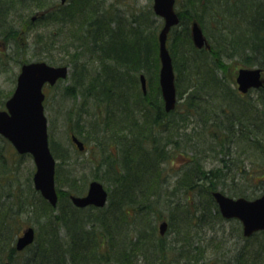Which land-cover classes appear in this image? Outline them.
Masks as SVG:
<instances>
[{"label":"trees","instance_id":"obj_1","mask_svg":"<svg viewBox=\"0 0 264 264\" xmlns=\"http://www.w3.org/2000/svg\"><path fill=\"white\" fill-rule=\"evenodd\" d=\"M80 5L83 7L84 4ZM58 9L62 11V6ZM176 10L180 22L171 28L167 47L169 46L176 73L175 84L180 99L178 103L187 104L182 114H177L176 108L166 112L162 98L160 101L153 98L149 89L143 93L140 80L137 78L139 72L144 74L149 72L153 67H150V64L155 63L157 69L160 65L156 35H152L151 41L148 39L151 33H148V36L143 35L139 28L132 25V28L128 29L129 35L126 34L123 39L120 38L121 40L112 41L109 33H101L103 29L101 23L105 20L102 12L94 16L96 19L92 21L90 27H85L86 31L82 32L81 39L84 43L89 42L90 52L102 60L101 70L90 79L85 92L97 100L95 118L98 121L100 118L102 122L106 119L111 120L108 127L101 125V129H97V137L106 140L105 133L110 132L112 138H118L124 144L121 150L116 143L111 145L117 146L120 156L124 151L125 155L122 154L121 161L117 164L112 153H108L107 159L110 160L108 171L114 183V190L109 191L108 198L113 199L102 208H96L99 213L90 219L80 216L79 212L83 208L75 207L68 199L69 196L64 204L59 197L57 205L52 207L39 195L42 205L39 213L47 215L49 228L55 231L50 230L53 237L49 240L50 245L46 242L37 243L33 247V255H27L23 264H105L111 258L115 259V264H137L138 250L144 252L145 264H178L176 260L183 258L187 260L186 264H198L200 257L198 253L201 250L200 246L191 240L193 232L202 227H210L214 218H223L211 192L218 189L221 184H234L235 180H241L247 184L255 183L260 187H254L251 193L244 187L236 188L238 190H233L235 192L231 191L233 195L247 198L260 195L264 188V134L262 138L257 137L256 131L251 127L256 121H262L264 111L259 112L260 109L255 105L260 104L262 98L260 96L255 102L242 98L236 88L232 87L233 79L230 78V66L226 59L240 57L245 66L256 65L264 71V0H176ZM47 12H42L40 16L46 15ZM67 15L71 17L73 14L71 15L68 10L63 11L62 18L59 16V19H65L64 16ZM192 20H196L206 31L208 48L194 46L190 31ZM213 20L218 23L212 27ZM120 23L118 20V24ZM105 24L108 32L116 31L113 36L121 34V25L112 26L110 22ZM178 28L179 34L174 35ZM105 46L109 51L105 52ZM118 48L120 49L117 50ZM175 56L179 57V62ZM182 72L186 73L185 77L188 76L184 86L186 88L180 84ZM83 83L82 81L81 84ZM263 88H260L261 94ZM159 94L157 83L155 97L157 98ZM224 96H228L230 100H227L225 106L220 107V111H215L214 106L210 104H223ZM233 103L241 104L243 109L244 104H251L245 108V111H249L248 114H237L230 108ZM261 103L264 108V94ZM3 105L0 104V107ZM198 113L207 115H200V120L195 122ZM184 121L192 123L188 132L182 130ZM195 126H199L200 129H196ZM83 128L81 125L75 133L84 141L87 132L84 133ZM182 139L187 147L180 148H188L191 151L189 156L185 153L187 150H182L183 154L188 155L186 157L189 162L193 163L192 158H196L198 150L202 148L213 153L217 164L204 169L199 164L200 158L197 157L194 162L199 166H187L184 178L177 181L178 188L182 190L183 201L178 202L175 207L172 204V214L168 219L173 235L170 241L156 232L155 224L145 229V234L134 235L136 213L131 212V209L136 205L139 207L140 202L149 213L147 216H154V211L151 210L153 205V202H150L151 197L155 195L158 199L161 195L159 191L163 190L160 183L157 185L164 171L158 165L168 159V154L180 146ZM239 145L242 147L235 151L233 147ZM168 146L171 147L169 152L166 149ZM50 148L58 160L55 172L58 181V167L69 160L70 149L58 147L57 142L53 140L50 141ZM96 153L93 155L96 156ZM5 158L8 159L7 154L4 150L0 151V164L6 163ZM105 159L102 157V160L107 162ZM4 167L10 174L11 164L7 162ZM71 171L72 169H69L70 173ZM228 180L230 182H227ZM74 182L75 180L72 181V186ZM67 183L71 185V182ZM203 191L205 194L200 195ZM170 193L172 194L171 191ZM33 204L32 201L28 202V206ZM9 211L10 209L6 208L0 211V221L9 223L6 220ZM211 212H214V216ZM95 221L98 222V230H95L97 229L93 224ZM88 224L89 227H86ZM2 228L0 236L5 237H0L3 239L0 241H3L8 250L7 252L4 250V256L0 258L2 260L8 256L7 260L13 261L17 253L14 237H7L5 232L8 226ZM59 228L66 232L67 238H57ZM240 229V226L236 227V234L245 241L261 236L256 241L257 247L253 248L256 258L253 262L260 264L257 255L264 253V230L246 237L242 235ZM134 237L136 238L133 239ZM148 243L149 249L143 250ZM137 246L138 249L135 248ZM125 249H136V252L134 254L133 250L132 256L129 257V254L124 252ZM175 249L179 250L177 254L174 253ZM241 250L242 248L235 252V264H247Z\"/></svg>","mask_w":264,"mask_h":264},{"label":"rangeland","instance_id":"obj_2","mask_svg":"<svg viewBox=\"0 0 264 264\" xmlns=\"http://www.w3.org/2000/svg\"><path fill=\"white\" fill-rule=\"evenodd\" d=\"M58 3L59 0H0V104H4L5 100L12 94L16 85L20 66L23 62L44 60L53 65L67 64L69 66V73L65 79L58 81L54 86L45 85L43 88L45 92L43 104L47 118L49 142L53 140L57 142L58 147L70 149L68 156L69 160L63 162L61 166L58 167V181L57 179L55 181L58 198L60 197L61 203L64 204L71 193L83 195L87 191L89 181L93 179L100 181L108 193L109 191H113L114 183L111 181L108 171V164L110 162V160L107 159L108 153H112L113 160H115L117 164L121 161L122 154L125 155L124 151L120 156L117 146L114 144L111 145L112 143H116L121 150L124 144L120 142L118 138H112L110 132L105 133L107 135L106 140L102 137L101 139L97 137V129H101V125L108 127L111 120L108 121L106 119L105 122H102L100 118L99 121L95 118V113L97 112L95 107L96 104H98L97 100L85 92V88L88 89L90 79H93L94 74L101 70L102 60L98 55H94L90 52L89 42H85V44L84 40L81 39V35H83L82 32H84V30L86 31L85 27H90L92 21L94 22L96 19L94 16L96 17L97 14H101L102 12L105 14V20L101 23L103 27L101 33H109L112 41H118L120 38L123 39L126 34L129 35L128 29L132 28V25L139 28L143 35L148 36V33H151L148 39L153 41L152 35H156L158 39V33L163 25V20L154 13L152 9L153 0H70L68 4L62 6V11H59ZM80 3L84 4L83 7H81ZM78 5L80 6L77 7ZM67 10L73 15L71 17H69V15L64 16L65 19L60 20L59 16L62 18V12ZM45 11H48L47 14L41 17L40 14ZM67 17H69L68 20ZM110 17L111 19H109ZM118 20H120V24H118ZM105 22H110L112 26L117 24L118 26L121 25V34L116 37L113 36L116 31L113 30L108 32ZM217 23L218 22L213 20L211 23L212 27ZM201 27L203 34L208 40L206 31L203 26ZM179 28L176 29L174 35L179 34ZM13 29L15 30L12 31ZM119 49L120 48L117 50ZM175 58L177 62L180 61L178 56H175ZM226 60L228 66H230V78L233 79L232 87L236 88L238 93L242 95V98L248 99L249 101L255 102V100L261 96L262 99L260 100V104L255 105L260 109L259 112L263 113L264 108L261 101H263L264 88L262 94L260 93V88L249 89L246 93L240 92L237 89V83L235 81L236 72L240 67L247 66H245L240 57H232ZM154 64H150V67H153L144 75L146 77L147 90L149 89L151 91L153 98L160 101V94L157 95V98L155 97L159 67L158 69L155 68ZM180 75V84L183 88H186L184 86L188 76L185 77L186 73L183 72L180 73ZM137 78L139 79L138 75ZM82 81L84 82L83 84H81ZM184 96L185 94H183L182 97ZM178 97L179 94L177 91V100L179 102L180 99H178ZM227 100H230L228 96H224L223 104L210 105L214 106L213 108L218 112L221 110V106L227 104ZM178 102L176 111L177 114H182L187 104H179ZM249 105L251 104H244L243 109L241 104L233 103L230 105V108L237 114L244 113L246 115L249 111H245V108L247 109ZM1 108L2 107H0V109ZM204 113H198L195 122L200 120V115H207ZM261 119L262 121H256L255 125L251 127L252 129L254 128L257 137L260 138H262L264 134V114ZM186 122L187 121L183 122L184 128L182 130L188 132L190 131L189 128L192 126V123H190L191 121L188 123ZM81 125L84 126V133L87 132L84 139L86 150L79 152L72 145L70 134L77 133ZM195 128L197 129L199 126H195ZM182 146L187 147L185 141L183 143V139L182 142H180V146L173 151L169 149L171 147L168 146V148H166L168 152L171 150V153L168 154V159L165 160L163 164L160 163L158 165L164 170L163 179L161 178L160 182L157 183V185L160 183V187L161 189L163 188V190L159 191L161 195H159L158 199H156L155 195L153 198L151 197L152 200L150 202H153L151 210L153 209L154 216H147L149 213L144 210L140 202L139 207L138 205H136L135 208L132 207L131 212L136 213V225H134L135 227L133 229L134 235L140 233L145 234L144 230L150 228L153 224H155L156 232L159 234V224L161 221L165 220L168 225L163 237H165L167 241H170L173 235L168 219L170 214H172V204H174L175 207L178 202L183 201L181 195L182 190L178 188L177 181L184 178L183 174L187 166H199L194 162L197 157L200 158L199 164L204 169H209L217 164V160L214 159L213 153L211 151H205L202 148L198 150V156L192 158L193 163L189 162L186 156H191V151H189L188 148H180ZM11 147V144L0 136V151L4 150L11 159L10 177L7 182L1 179L3 172H0V179L2 180H0V211H2L3 208L7 210L10 209L8 212L10 213L8 214L9 217H6L9 223L6 224L0 221V229L8 226L5 233L8 238L14 237L13 240L15 243L16 238L22 233L24 228L27 226H32L34 228L35 239L31 246L25 250L17 251L13 261H9L12 264H23L27 255H33V247L36 246L37 243L42 244L46 242L50 245L49 240L53 239V237H51L52 231L50 230L55 231V229L49 228L50 224L47 215L41 212L39 213L42 205L39 198L40 194L34 189L32 181L35 167L32 156L30 154L12 153ZM241 147L242 145L234 146L233 148L236 151ZM103 148H105L104 151H102ZM182 150H187L188 152L185 151V153L188 155L183 154ZM94 153H96V156L93 155ZM102 157L106 158L105 160L108 161L104 162ZM69 169H72L71 173ZM73 180H75V182L72 186ZM67 182H71V185ZM227 182H230V180ZM243 187L247 189L248 193H251L254 187L258 188L260 185L255 183L247 184L241 180H235L234 184H221L216 190H221L227 195L237 197L239 195L234 194V196L231 191ZM262 190H264V188ZM204 194V191L200 193V195ZM19 199L21 201H18ZM112 199L108 198L107 203ZM29 201L34 203L33 206H28ZM97 213H99L98 210L92 206L85 207L79 212V214H81L80 216L86 219H90ZM213 214L214 212H211V215ZM93 224L95 225L94 227L97 228L95 230H98V222L95 221ZM89 225L90 224L86 227H89ZM237 226H240V231L242 233V227L238 220L214 218V222L210 227H202L198 229L197 232L195 231L196 233L193 232L191 240L193 239V243L198 244L201 250V252L198 253V256H200L198 264H235V252L237 253L241 248V255L245 257V262L247 261V264H254L253 261L256 258L254 257L255 251L253 248L257 247L256 243L258 242L256 241H258L261 236L253 239L249 238V241H245L244 238L237 236ZM58 233L57 238H67V234H65L66 232H64L62 228H59ZM0 237H5V235H1ZM135 238L136 237L133 239ZM0 240L3 239L0 238ZM4 242H6V240ZM148 246L149 243L143 247V250H148ZM135 248L138 249V246ZM136 249H133L135 250L134 254ZM4 250L7 252L8 247L3 244V241H0V257L4 256ZM133 250L125 249L124 252L131 257ZM178 251L179 250L175 249L174 253L177 254ZM7 257L8 256L4 257L2 260L0 258V264H3L4 261L7 260ZM257 257H259L260 264H264V253L262 255H257ZM137 258H139L136 261L137 264H145L146 258L144 252L138 250L136 253V259ZM176 261L178 264L187 263L185 258ZM115 262V259L111 258L108 259L105 264H115Z\"/></svg>","mask_w":264,"mask_h":264},{"label":"water","instance_id":"obj_3","mask_svg":"<svg viewBox=\"0 0 264 264\" xmlns=\"http://www.w3.org/2000/svg\"><path fill=\"white\" fill-rule=\"evenodd\" d=\"M64 2L65 0H61ZM175 0H153L152 8L156 15L163 18V26L158 33L160 60L159 86L165 111L175 108L177 101L175 75L172 56L166 45L171 27L179 23L175 10ZM191 37L197 48L208 47L202 28L197 21L191 23ZM68 66L49 65L45 61L24 63L17 77V84L12 95L5 102V109L0 110V134L6 137L19 153H31L35 162L33 183L35 189L55 206L57 192L54 172L55 158L49 148L47 119L44 114L42 85L48 81L53 84L58 78L67 76ZM142 90L145 93V77L140 75ZM237 89L246 93L251 88L264 86V72L261 67H240L235 76ZM72 140L79 150L84 144L76 136ZM222 217L238 219L244 236L264 230V190L255 198L244 196L232 197L220 190L212 192ZM71 201L78 207L94 205L102 207L107 200V191L98 180H91L85 195H70ZM167 222L159 224V233L166 230ZM34 228L23 229L15 242L16 250H22L34 240ZM4 264H10L6 261Z\"/></svg>","mask_w":264,"mask_h":264},{"label":"flooded vegetation","instance_id":"obj_4","mask_svg":"<svg viewBox=\"0 0 264 264\" xmlns=\"http://www.w3.org/2000/svg\"><path fill=\"white\" fill-rule=\"evenodd\" d=\"M70 0H66L65 2H62V4H61V2L60 3H58V7L60 6V4H61V6H64V5H66V4H68V2H69ZM56 6V5H55ZM104 17H105V14H104ZM110 19H111V17H110ZM104 50H105V52H107V50L109 51V48L107 47V46H105L104 47ZM71 136L72 135H75L76 137H78L79 139H81L82 141H83V139L81 138V137H79L76 133H71L70 134ZM84 142V141H83ZM74 145V144H73ZM84 145H85V143H84ZM74 147H75V145H74ZM86 147V146H85ZM12 148V147H11ZM13 149V148H12ZM75 149H76V147H75ZM77 150V149H76ZM13 151L15 152V150L13 149ZM16 153V152H15ZM5 161H6V163L4 164V163H2V164H0V172L2 171L3 173H2V175H1V179H3L4 181H8V178L10 177V174H9V172L7 171V170H5V165L7 164V162H8V164H10V161H11V159L8 157V159H4ZM4 162V161H3ZM0 179V180H1ZM2 181V180H1ZM87 192V191H86ZM86 193H84V195H85ZM87 207H90V206H87Z\"/></svg>","mask_w":264,"mask_h":264}]
</instances>
